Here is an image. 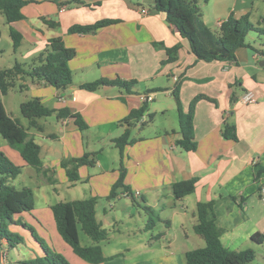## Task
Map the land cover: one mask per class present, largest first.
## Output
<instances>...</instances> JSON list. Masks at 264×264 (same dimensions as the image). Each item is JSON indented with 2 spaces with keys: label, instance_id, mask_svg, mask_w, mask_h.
<instances>
[{
  "label": "crops",
  "instance_id": "1",
  "mask_svg": "<svg viewBox=\"0 0 264 264\" xmlns=\"http://www.w3.org/2000/svg\"><path fill=\"white\" fill-rule=\"evenodd\" d=\"M95 1L86 0L91 4L87 6L39 0L23 8L26 18L22 20L9 24L2 17V21L7 23L9 35L11 26L23 35L22 44L17 50L13 47V52L17 54L21 50L22 57L31 61L46 47L49 38L61 36L73 73L72 84L63 89L27 75L19 77L12 88L23 82L25 87L20 91H25L26 96L39 97L52 108L68 107L71 112L80 113L88 124L86 129L81 130L73 118H58L55 112L40 122L43 131L31 128L35 140L37 136L41 138L37 142L41 146L43 168L37 170L33 167L29 170V177L36 180L39 186L46 183L54 185L59 194L61 183L69 188H75L79 183L85 185L89 194L84 198L98 197L96 215L109 234L112 229L124 232L121 225L131 226V221L123 224L122 219L115 215L117 207L133 212L136 204L142 207L146 204L159 213L173 210V216L180 215L185 219H188L187 209L191 207L194 228L198 221L197 203L214 200V216L222 228L224 244L237 251L253 248L256 258L251 264H264V245L251 239L253 233L264 232V170L257 178L258 171L264 168V32L250 31L246 45L236 50L235 59L198 60L188 40L167 21L166 13L153 9L154 0H100L99 5H95ZM197 2L205 23L216 33L220 32L221 23L230 15L239 18L249 14L255 26L264 29V0ZM143 8H147L148 12L143 13ZM43 18L57 21L59 25L49 26ZM105 18L116 21L95 31L69 30L74 24H91ZM157 42L165 46L180 43L177 60L163 64L168 55L165 47L157 45ZM16 61L8 66L1 65L0 69L11 67ZM101 77L137 82L130 91L110 84H101L94 90L81 86ZM178 81L186 111L192 99L199 94L217 100L215 103L204 98L197 102L194 116L197 149L194 151L185 150L176 143L181 137L178 107L173 95ZM248 91L255 94V102L242 100ZM147 93L153 94L152 100H143V95ZM4 103L7 108L5 96ZM144 105L147 109L141 118L133 120L134 125L129 126L124 119L132 110ZM7 111L19 118L8 108ZM150 113L154 114L152 120ZM160 115L164 118L162 122L158 118ZM225 123L235 124L238 140L223 135ZM128 127L136 141L124 150L125 182L143 203L139 201L135 204L132 197L122 192L108 198L112 185L120 175L121 154L115 138ZM0 149L16 159V163L22 166V172L30 166L1 134ZM85 153H94L96 163L93 166L81 165V179L69 181L62 160L81 157ZM193 180L194 191L178 196ZM53 204L46 200L44 207L37 208L36 203L33 213H23L22 217L30 222L33 215L30 223L42 237L51 241L52 234L65 250H72L57 230L51 210ZM178 204L185 210L180 212ZM99 207L104 213L101 218L98 217ZM160 216L167 226L174 224L172 217ZM146 221L140 229L147 230ZM10 228L19 232L25 240L12 247L0 237V264H27V260L44 254L28 229L17 224H11ZM163 233L156 236L160 237ZM185 235L190 236L187 232ZM194 237L198 240V247L206 244L202 236ZM50 244L59 249L55 242ZM16 248L20 249V255L11 253ZM103 252L105 256L115 257L100 264H114L124 257L122 251L107 254L103 248ZM122 264L125 262L122 261Z\"/></svg>",
  "mask_w": 264,
  "mask_h": 264
},
{
  "label": "trees",
  "instance_id": "2",
  "mask_svg": "<svg viewBox=\"0 0 264 264\" xmlns=\"http://www.w3.org/2000/svg\"><path fill=\"white\" fill-rule=\"evenodd\" d=\"M54 1L60 5L91 6L86 0ZM36 2L39 0H0V12L4 14L7 23L10 24L26 18L23 8ZM94 4L99 5L101 1L97 0ZM153 9L166 13L167 21L177 29L183 38L188 40L191 50L198 60L210 62L235 59L236 50L246 45V38L250 31L260 30L264 32V29L255 26L249 14H245L239 18L230 15L221 23L220 32L216 33L205 23L197 0H154ZM43 20L52 27L59 25L54 20L46 18ZM115 21L116 19L105 18L91 24H74L69 30L71 32L95 31ZM10 35L13 40V47L17 50L22 44L23 35L13 26L10 27ZM157 45L165 47L168 55L162 61L163 64L177 60L181 47L180 43L165 46L164 43L157 42ZM25 75L34 80H44L57 89H63L72 84L73 73L69 65V54L64 39L61 36L51 37L48 39L46 47L30 63L16 61L13 66L0 69V134L11 147L19 151L28 165L41 170L43 168V160L40 155L41 146L30 132L31 128L43 131L44 127L39 118L51 116L56 112L58 118H73L81 130L86 129L88 124L80 113H73L68 107L60 109L49 107L39 97H33L20 104L22 115L28 119V126L20 118L13 117L7 111L4 96L15 85L17 79ZM136 82V80L101 77L94 81L84 82L81 86L85 89L94 90L101 84H110L130 91ZM21 87H24V84H21ZM173 95L178 107L181 133V137L176 143L185 150L194 151L197 149L194 131L197 102L204 98L215 103L217 100L205 94H199L192 99L189 109L186 111L180 97V81L176 83ZM146 109L147 106L144 105L132 110L124 121L129 126H133V120L140 119ZM153 116L154 114L150 113V120ZM223 135L226 138L238 140L235 124L225 123ZM135 141L136 139L132 137L129 127L119 137L115 138V144L121 154L120 175L112 185L108 198H114L119 195V192H122L132 197L134 203L139 202L130 185L125 182L127 170L124 166V150L128 144ZM95 163L94 153H85L81 157L64 158L61 162L71 182L81 179L79 174L81 165L93 166ZM262 170L264 168L258 171L257 178ZM21 172L22 166L14 162L4 150L0 149V237L5 238L12 247L24 242V237L10 228L11 224L20 225L32 233L44 252L41 256L27 260V264H72L61 251L50 246L47 240L38 234L36 228L22 217L23 213H33L36 202L34 190L30 186L17 187L13 184V180ZM194 183L195 180L188 183L178 193V196L193 192ZM97 202V196H90L82 199L59 201L51 205L57 230L63 240L75 254L93 264H100L115 257L113 255L105 256L100 244L101 241L108 238L109 230L97 218ZM143 208L148 214L147 229L153 228L157 220H162L159 211L152 206L143 204ZM196 214L198 221L194 229L205 239L206 244L186 251V264H248L255 260L256 251L253 248L237 251L224 244L221 238L222 228L217 224L214 216V200L199 201ZM79 225L93 239V244L87 246L81 244ZM251 239L258 244H264V232L253 233Z\"/></svg>",
  "mask_w": 264,
  "mask_h": 264
},
{
  "label": "rangeland",
  "instance_id": "3",
  "mask_svg": "<svg viewBox=\"0 0 264 264\" xmlns=\"http://www.w3.org/2000/svg\"><path fill=\"white\" fill-rule=\"evenodd\" d=\"M2 17L3 19H6L4 14L0 12V66L11 65L15 60L23 63H30V58L25 59L24 57H22L21 50V52L18 51L17 54L13 52V40L8 33V26L5 22L6 20L2 21ZM1 50H3V54ZM21 84L24 83L20 82L19 86L9 90L8 94L5 95V102L8 110L15 116H18L22 120V122L28 126V119L25 118L21 113L20 103L24 100L30 99L31 95L28 94L27 97L25 91H20V89H24L25 87V84L24 87H21ZM44 118L46 117H42V120L39 121H44ZM158 118L159 120H161V122L164 121V118L161 115L158 116ZM52 119V121L55 120L54 117H52ZM52 128L54 129V127ZM32 129L36 130L35 128ZM36 138L37 141L40 142L41 138L39 136H37ZM13 150L19 152L15 148H13ZM12 160H15L14 162H16L15 158ZM30 169H33V167H25L23 169V172L13 180V184L17 187L30 186L31 188H33L36 196L35 198L37 208L44 207L46 204V200H50V202L56 203L61 200L82 199L86 197L87 194H89L86 191V186L81 183H79L75 188H69L66 184L64 185L61 183L60 194L56 191L54 185L52 184L46 183L39 186L36 180L29 177ZM139 201L140 203H143L141 200ZM178 209L180 210V212L185 210L180 204H178ZM187 210L188 219H185L180 215L173 216V210L160 211V214L163 218L172 217L174 224L170 227L167 226L164 221L157 220L156 225L153 228H150L149 230H142L140 228H143L145 220L148 221V214L142 206L136 204L133 212L130 209L124 210L121 207H117L114 209L115 215L119 216V218L122 219L123 224L127 223L128 220L131 221V226L122 227L121 225V228L124 229V232L122 233L114 232V230L112 229V232H110L108 236L110 240H107V238L106 240L101 241L100 244L103 246L104 251L107 254H112L117 251H122L124 253V257L122 259H118V261L114 264H122V261H124L125 264H186L184 252L186 250L197 248L199 246V243L194 236L197 235V237H201L196 234V231L194 230L192 225L193 221H191V219L193 209H191L190 207V209ZM37 212L40 213L41 210H38ZM103 215V209L99 207L98 217L101 218L103 217ZM32 216L33 215H31V220L33 219ZM31 220L30 222H32ZM30 222L28 223L31 224ZM79 230L81 244L83 246L91 245L94 243L93 239L85 233L81 225H79ZM47 232L49 233V229L47 230ZM160 232L164 233L160 237H157L156 235ZM185 232H187L190 236L186 237ZM171 235H173L174 238L171 239ZM50 239L51 241H47L48 244L52 246L50 242L52 244L55 242V246L59 248L58 250L61 249L64 252L62 253L72 262V264H90L77 254H75L70 248L69 251L65 250L64 246L59 241H55L56 239L54 235L50 234ZM22 251L24 252V248H22ZM261 252L263 254V251ZM11 253L20 255V249H13ZM167 256H171L172 258H166ZM248 264H251V262Z\"/></svg>",
  "mask_w": 264,
  "mask_h": 264
},
{
  "label": "built area",
  "instance_id": "4",
  "mask_svg": "<svg viewBox=\"0 0 264 264\" xmlns=\"http://www.w3.org/2000/svg\"><path fill=\"white\" fill-rule=\"evenodd\" d=\"M143 13H147L148 9L147 8H143L142 9ZM153 99V94L152 93H147L145 95H143V100L144 101H150ZM242 100L246 103H252L255 102L257 100L255 94L252 91H248L244 94ZM262 199L264 200V190H263V196Z\"/></svg>",
  "mask_w": 264,
  "mask_h": 264
}]
</instances>
